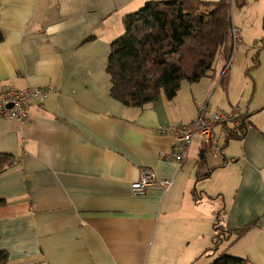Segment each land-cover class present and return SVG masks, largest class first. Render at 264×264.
Returning a JSON list of instances; mask_svg holds the SVG:
<instances>
[{"label":"crops","instance_id":"crops-1","mask_svg":"<svg viewBox=\"0 0 264 264\" xmlns=\"http://www.w3.org/2000/svg\"><path fill=\"white\" fill-rule=\"evenodd\" d=\"M145 1L0 0V91L49 89L29 105L25 123L0 117V153L13 157L0 173L4 264H190L212 246L218 214L226 230L245 227L220 249L264 264L263 39L247 46L234 24L227 68L222 48L204 80H182L171 99L161 91L142 107L126 106L110 96L105 65L122 17ZM259 2L264 7V0H235L234 10ZM250 49L259 63L247 73ZM201 107L206 116L238 108L249 127L220 142L224 125H215L210 145L219 152L205 154L210 170L197 179L198 161H191L202 138H193L179 164L170 127L190 123ZM142 169L171 185L133 194ZM206 256L203 264L214 257Z\"/></svg>","mask_w":264,"mask_h":264},{"label":"trees","instance_id":"trees-1","mask_svg":"<svg viewBox=\"0 0 264 264\" xmlns=\"http://www.w3.org/2000/svg\"><path fill=\"white\" fill-rule=\"evenodd\" d=\"M122 25L123 33L110 43L105 71L111 83L110 96L126 106L142 107L155 101L161 91L171 99L182 80L195 82L208 75L222 48L225 50V68L233 55V48L226 47L233 26L231 0H147L138 9L125 14ZM252 60L247 73L258 65L257 53ZM232 111L239 122L221 123L223 132H231L229 137L224 132L225 142L241 138L249 127L247 113L242 114L238 108ZM211 141L202 142L197 179L205 178L209 173L204 156L212 146ZM12 163V155L0 153V173ZM3 203L0 199V206ZM212 228V246L206 250L215 252V256L209 264H251L220 249L221 243L228 241L233 233H242L245 227L226 230L220 225L218 214ZM6 260L7 253L0 250V264Z\"/></svg>","mask_w":264,"mask_h":264},{"label":"built area","instance_id":"built-area-1","mask_svg":"<svg viewBox=\"0 0 264 264\" xmlns=\"http://www.w3.org/2000/svg\"><path fill=\"white\" fill-rule=\"evenodd\" d=\"M228 39L235 45L237 40V29L233 25L229 31ZM49 94L48 88L27 86L23 88H8L0 91V117L14 119L19 123H25L28 120V107L32 103L44 100ZM233 111L214 113L206 116L204 108H200L197 117L190 123L183 125H171L170 130L180 142V147L173 150L172 157L182 164L188 157L190 144L194 137H201L203 141L214 138L213 128L217 124L225 121H231L237 124L239 120L235 118ZM225 135L229 137L230 130H224ZM214 153L219 152L217 146L212 148ZM172 181L170 179L154 178V175L147 169L140 170L139 176L130 183V189L133 194L141 195L153 184L163 188H168Z\"/></svg>","mask_w":264,"mask_h":264},{"label":"rangeland","instance_id":"rangeland-1","mask_svg":"<svg viewBox=\"0 0 264 264\" xmlns=\"http://www.w3.org/2000/svg\"><path fill=\"white\" fill-rule=\"evenodd\" d=\"M234 2H235V0H231V19H232V24L233 25L235 24L236 27L241 26L244 43L247 46L248 45H252L253 43L256 44V45L260 44V42H255L253 40L254 38H258L259 41H260V39H263V42H264V7H263L262 3L261 4H260V2H259V4H257L258 2L257 3H252V4H249V5H246L241 10H237V9L234 10L235 5H236V3H234ZM235 45H233L230 42V40H229V45L228 46L230 48L231 47L233 48L232 51H234ZM254 53H255V50L250 49L249 55L252 56V55H254ZM259 54H260L259 55L260 63H259L258 67L260 69V68L264 67V47H262L260 49ZM261 71H263V70H261ZM204 79H205V77H203V80ZM201 108L205 109V107H201ZM217 113H220V112H217ZM219 138L220 137L218 136V139ZM195 140H196V138H195ZM221 141L224 142L225 139L223 137H221L220 142ZM216 142H213V144H216ZM212 146H214V145H212ZM212 146H211V148L208 149V151L206 153V156H208V157H210L212 155V150H211ZM200 152H201V149L200 150L199 149L195 150V152H194L195 153V161H191V162L197 163L198 159L201 157L200 156ZM201 181H199L197 183V186H196L197 188L199 187V183ZM207 199L209 200L208 204L215 205V203L213 201L214 199H211V198H207ZM218 201H220V200L218 199ZM217 204H219V203L217 202ZM208 242H209V246H210L211 245L210 235H208ZM165 250H167V248ZM197 250L198 249H193L192 252H189L188 255H187V258H189V257L193 258L194 254L196 253ZM204 252H206L204 254V256L196 259V261H194V262L191 261V263L193 262L192 264H203L205 259L207 258L206 255L208 253H210L211 255L215 256V252H211V251L208 252L207 250H205ZM189 260H190V258H189ZM197 260H200V261L197 262ZM166 264H170V262L167 261Z\"/></svg>","mask_w":264,"mask_h":264},{"label":"water","instance_id":"water-1","mask_svg":"<svg viewBox=\"0 0 264 264\" xmlns=\"http://www.w3.org/2000/svg\"><path fill=\"white\" fill-rule=\"evenodd\" d=\"M200 156H202V151L200 152Z\"/></svg>","mask_w":264,"mask_h":264}]
</instances>
